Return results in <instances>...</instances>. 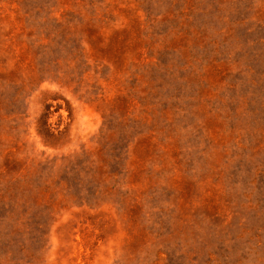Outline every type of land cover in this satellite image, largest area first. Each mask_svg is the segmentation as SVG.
Masks as SVG:
<instances>
[{"label": "rangeland", "instance_id": "1", "mask_svg": "<svg viewBox=\"0 0 264 264\" xmlns=\"http://www.w3.org/2000/svg\"><path fill=\"white\" fill-rule=\"evenodd\" d=\"M0 264H264V0H0Z\"/></svg>", "mask_w": 264, "mask_h": 264}]
</instances>
